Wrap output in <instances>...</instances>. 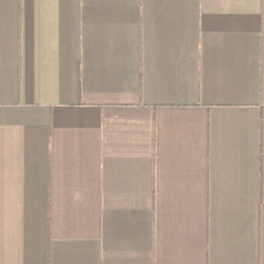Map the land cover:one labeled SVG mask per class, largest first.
I'll return each mask as SVG.
<instances>
[{"label": "crops", "instance_id": "0c3cea01", "mask_svg": "<svg viewBox=\"0 0 264 264\" xmlns=\"http://www.w3.org/2000/svg\"><path fill=\"white\" fill-rule=\"evenodd\" d=\"M0 264H264V0H0Z\"/></svg>", "mask_w": 264, "mask_h": 264}]
</instances>
